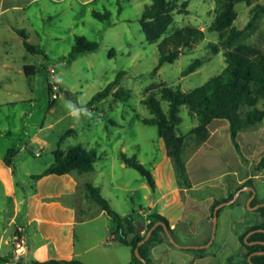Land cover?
I'll return each mask as SVG.
<instances>
[{"label":"rangeland","instance_id":"1","mask_svg":"<svg viewBox=\"0 0 264 264\" xmlns=\"http://www.w3.org/2000/svg\"><path fill=\"white\" fill-rule=\"evenodd\" d=\"M263 0H260L262 2ZM151 0H0V149L14 148L18 177L27 164L20 165L22 158L40 168L45 161L54 159L53 151L62 147L82 143L96 147L103 156L96 161L95 169L84 176L94 185L100 186L112 207L121 215H136L139 209H148L153 188L146 177L135 167L126 163L122 154L136 158L148 168L162 185L174 184L179 180L173 160L167 155L158 127L146 124L142 117L150 116L143 99L154 93L167 109L160 87L181 86L188 91L203 84L218 74L226 65L223 49L215 51L207 47L209 41H217L218 34L210 30L217 13L215 0H188V12L174 13L170 29L194 24L205 31V37L193 49L181 53L173 62L163 63L157 73L152 71L159 62L157 42H150L144 34L140 16ZM255 4V2L253 3ZM252 4V5H253ZM245 1L236 5L237 17L234 24L245 28L250 20V7ZM98 11L104 17L96 15ZM24 29L29 41L37 51L28 50L18 30ZM77 35L96 40L95 51L81 53L71 59L70 52ZM244 42L264 48V15L245 30ZM113 52V53H111ZM196 59L202 64L196 70L183 71ZM36 64L38 71L29 76L24 65ZM54 69L52 75L51 69ZM125 71L117 87L131 92L127 100L113 94L94 100L95 94L113 81L117 74ZM55 84L56 99L52 98L50 84ZM53 101V104L51 103ZM264 99L258 102L262 107ZM71 103L76 108L87 109L91 116L80 112L70 114L66 107ZM182 121L179 131L189 132L198 124L186 106L181 107ZM226 121L225 119H223ZM70 128L76 133L65 134ZM225 130L221 129L220 145L228 157L235 149ZM3 133V135H2ZM64 136V139L62 137ZM194 140L187 137L184 158L188 168V181L197 184L201 195L214 190L221 195L224 187L220 181H233V173L219 177L228 168L222 162L223 154L215 152L211 143L193 149ZM260 151H264L261 139ZM40 152L37 155L36 152ZM217 176L216 187L210 179ZM184 184V181H181ZM264 188V185L262 186ZM159 190H156V195ZM146 195V196H144ZM194 219V215L192 216ZM104 219H89L75 227L78 239L81 229H86L89 242L98 239ZM112 227V226H110ZM111 229V228H109ZM185 242H196L200 235L193 231L185 236ZM219 237L208 248L219 246ZM181 244V243H180ZM121 248L131 256L130 246ZM233 255V262L240 263L243 256L240 245L230 240L226 248ZM229 263V261H228ZM211 264H227L222 255L213 258Z\"/></svg>","mask_w":264,"mask_h":264},{"label":"crops","instance_id":"2","mask_svg":"<svg viewBox=\"0 0 264 264\" xmlns=\"http://www.w3.org/2000/svg\"><path fill=\"white\" fill-rule=\"evenodd\" d=\"M225 120L213 119L209 124V138L198 147L199 149L212 141L215 152L223 154L220 130L224 129L225 137L230 139L235 152L230 153L229 157L228 154L222 155L221 161L226 162L228 168L219 177L231 172L235 179L231 182L220 181L219 184L224 187L223 193L218 195L216 191L209 190L201 195H195L194 192L200 189L197 184L192 182L182 184L176 178L174 184L162 185L160 179L154 178L152 195H144L149 199V208H141L134 215L142 233L152 219L151 214L164 215L173 229L176 240L185 245L177 246L170 239L155 242L151 248L155 264H211L212 259L219 255H222L224 262L229 264V258H234L226 250L230 240L240 245V253L244 258L246 248L240 241V235L250 225L261 222L264 218L262 212L258 210L264 206L259 205L264 203L262 188L264 168L255 169L264 156V151L261 152L259 149L261 139H264V119L240 130L238 141L242 154L236 150L231 139L230 122ZM7 151L3 153L0 149V264L17 263L13 258L12 240L15 235L23 236L27 242V252L20 260L23 264H34L35 260L72 258L79 259L85 264H127L132 260V252L129 256L121 248L123 243L114 238L115 223L112 217L95 201L89 199L85 186L88 181L84 176L85 172L73 171L34 178V174L40 173L54 159L45 161L37 168V164L29 162V159L24 157L20 165L27 164L26 170L18 177L15 158L12 164H7L4 160ZM217 178L214 176L210 179L214 181L212 184L215 187L218 184ZM249 179L255 192L242 189L248 186L244 183ZM240 189L234 202L220 207L215 236L210 243L214 229L213 203ZM156 190H159L157 195ZM255 196L258 202L251 206L250 202ZM100 218L104 219L103 228L110 230V235L102 232L98 239L89 242L88 232L82 228L81 237L78 239L75 229L78 223ZM191 231L200 235L196 242H185L178 238V235L185 236ZM218 237L220 241L218 248L214 251L209 250ZM201 248L205 250L203 252L196 250Z\"/></svg>","mask_w":264,"mask_h":264},{"label":"trees","instance_id":"3","mask_svg":"<svg viewBox=\"0 0 264 264\" xmlns=\"http://www.w3.org/2000/svg\"><path fill=\"white\" fill-rule=\"evenodd\" d=\"M217 3L214 20L210 25V30L218 34L217 41H209L207 47L215 51L223 49L226 65L216 75L210 77L203 84L196 86L188 91H184L181 86L163 85L160 87L161 96L168 101V108L165 109L161 101L154 93H149L143 103L149 108L150 116L142 117L146 124H153L158 127V134L163 138L167 155L173 160L178 173L179 182L189 184L187 163L184 158L187 137L194 140L193 149H197L204 143L210 135L209 124L215 118L227 119L230 122V132L232 142L238 151L242 154L238 134L240 130L255 125L264 119V102L262 107L258 102L264 99V48L253 43L243 41L245 30L252 27L258 17L264 15V0H215ZM245 1L250 7V20L245 28H239L234 24L237 17L236 5ZM188 12V0H151L145 6L140 22L146 38L150 42H157L159 51V62L152 71L156 74L160 66L165 62L175 61L181 53L193 49L196 44L203 40L205 31L194 24H186L181 27L170 29L174 22V13ZM100 17H104L98 11L94 12ZM23 37L25 47L30 51H37V46L29 41L28 34L24 29L18 30ZM99 47L96 40H91L85 35H77L74 46L69 57L73 59L77 55L95 51ZM113 53V52H111ZM202 64L201 59H196L184 71L188 74ZM38 71L36 64L24 65L26 75L33 76ZM125 74L121 71L117 77L111 81L105 88L99 90L94 100L105 98L111 94L116 97L128 99L131 92L129 90L117 87L120 79ZM51 91V89L49 88ZM53 104V101L51 102ZM186 106L198 124L189 132L183 134L179 131V125L182 121L180 115L181 107ZM76 133V130L70 128L65 134ZM64 139V136L61 140ZM17 151L14 148L8 149L4 160L7 164H12L14 155ZM104 152H99L96 147H88L82 143L69 144L64 147L59 146L53 151L54 160L40 173L34 174V178H41L48 174H66L73 171L80 173L90 172L95 169V163L103 156ZM123 159L129 165L138 169L147 179L150 186H155V180L151 171L140 163L136 158H129L122 154ZM264 168V156L261 157L256 170ZM244 185H253L251 179L247 180ZM85 186L88 190V197L95 201L112 217L115 227L113 229L114 238L123 244L130 246L132 260L127 264H144L136 255L135 248L138 242L144 238L146 232L155 224L156 221H164L170 226L168 219L160 214H151V221L147 224L146 230L142 233L133 214L121 215L111 205L109 199L101 192L100 186L94 185L87 181ZM235 192L230 193L228 197L215 200V206L223 201L229 200ZM251 193V191H249ZM258 202L256 196L250 202L253 206ZM264 216V206L258 208ZM220 209L218 210V212ZM264 218L261 222L250 225L244 233L240 235V241L246 248V253L240 263H234L233 258H229V264H252L249 260V254L253 253L251 259L256 264H264ZM247 238L246 235L252 231ZM169 241L164 226L158 225L152 232L151 236L145 243L140 245L139 251L146 259L148 264H155L151 248L155 242ZM251 242V243H250ZM203 252L205 249H196ZM85 264L79 259L69 260H35L34 264ZM16 264H23L21 261Z\"/></svg>","mask_w":264,"mask_h":264},{"label":"water","instance_id":"4","mask_svg":"<svg viewBox=\"0 0 264 264\" xmlns=\"http://www.w3.org/2000/svg\"><path fill=\"white\" fill-rule=\"evenodd\" d=\"M242 189H248V190H252L253 192H255V188H254V186H252V185L245 186V187H243ZM240 191H241V189L238 190V191H236L235 194H234V196H233L231 199L226 200V201H223V202H221V203H219V204H217V205L215 206V208H214V229H213V234H212V238H211V240H210V243L213 241L214 236H215V232H216V226H217V221H218V210L220 209V207H221L222 205L230 204V203L234 202V201L236 200V198H237V196H238V194H239ZM252 197H253V195H252ZM259 205H264V203H261V204H259ZM160 224H162V225L164 226L165 232H166L167 236L169 237V239H170V241H171L172 243H174V244L177 245V246H181V247H182V246H185V245L180 244V243L176 240V238L174 237L173 233L170 231L169 226H168V224H167L166 222H164V221H156L155 224H154V225H153V226H152V227L146 232L144 238L141 239V240L138 242V245H137V247L135 248V253H136V255H137V256L143 261L144 264H148V263H147L146 259L141 255V253H140V251H139V247H140V245H142L143 243H145V242L147 241V239L151 236L153 230H154L158 225H160ZM257 230H264V229H263V228H259V229H257ZM254 231H255V230L250 231V232L247 234L246 238H247L252 232H254ZM262 242H264V241H262ZM250 243H251V242H250ZM207 245H208V244H207ZM186 247H188V246H186ZM263 252H264V251H262V253H263ZM253 253H254V252H253ZM253 253L249 254V257H248V258H249V260L251 261L252 264H256V263L253 262L252 259H251ZM51 264H67V263H51Z\"/></svg>","mask_w":264,"mask_h":264},{"label":"built area","instance_id":"5","mask_svg":"<svg viewBox=\"0 0 264 264\" xmlns=\"http://www.w3.org/2000/svg\"><path fill=\"white\" fill-rule=\"evenodd\" d=\"M54 69H51L52 75L54 73ZM57 85L50 84L51 89V95L53 99H56L58 97V94L54 91ZM40 152H37V155H39ZM13 245H14V254L13 258L19 262L22 259V256L27 252V242L26 239L21 235H15L13 238Z\"/></svg>","mask_w":264,"mask_h":264},{"label":"clouds","instance_id":"6","mask_svg":"<svg viewBox=\"0 0 264 264\" xmlns=\"http://www.w3.org/2000/svg\"><path fill=\"white\" fill-rule=\"evenodd\" d=\"M66 107L70 110V114L73 116H78L80 112H83L87 116H91L92 113L87 109L76 108L71 103L67 104Z\"/></svg>","mask_w":264,"mask_h":264}]
</instances>
